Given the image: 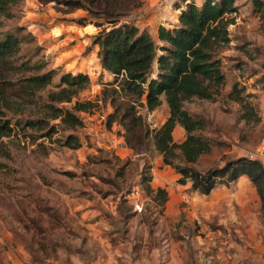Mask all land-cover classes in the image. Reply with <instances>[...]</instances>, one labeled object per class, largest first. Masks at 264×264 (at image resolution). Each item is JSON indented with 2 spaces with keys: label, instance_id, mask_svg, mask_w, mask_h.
Segmentation results:
<instances>
[{
  "label": "rangeland",
  "instance_id": "obj_1",
  "mask_svg": "<svg viewBox=\"0 0 264 264\" xmlns=\"http://www.w3.org/2000/svg\"><path fill=\"white\" fill-rule=\"evenodd\" d=\"M84 1L99 11L96 18L135 23L156 41L158 27L177 20L176 0H143L127 9V0ZM236 5L238 11L226 16L233 18L231 41L217 50L226 74L220 95L185 105L212 122L206 134L223 142L222 152L264 164V9L255 10L252 0ZM101 8L117 15L109 17ZM89 15L85 9L23 0L5 27L24 29L22 54L57 70L55 83L68 71L89 74L81 100L95 99L103 80L95 43L103 27L72 21ZM235 84L246 88L241 96L254 95L246 96L255 107L250 121L242 117L246 101L229 96ZM166 107L164 101L155 112L141 111L154 128L167 116ZM111 111L107 104L82 113L77 149L61 146L59 133L36 141L17 134L0 139V264H264V214L250 179L221 185L210 195L179 185L152 141L146 144L137 133L135 150L126 145L120 125L106 127ZM174 137L183 141L184 129H176ZM146 163L152 176L166 178L165 207L140 184Z\"/></svg>",
  "mask_w": 264,
  "mask_h": 264
},
{
  "label": "trees",
  "instance_id": "obj_2",
  "mask_svg": "<svg viewBox=\"0 0 264 264\" xmlns=\"http://www.w3.org/2000/svg\"><path fill=\"white\" fill-rule=\"evenodd\" d=\"M22 1L0 0V68L4 75L0 78V139L17 134L36 141L53 139L59 133L55 139L61 146L77 149L82 146L77 129L85 125L82 113H93L101 105L110 104L112 111L106 117V127L120 125L126 145L135 150H138L134 144L137 133L146 144L152 141L163 164L178 175L179 185L190 183L192 189L210 195L217 187L230 186L246 175L259 195L264 214V164L222 152L223 142L206 134L212 122L185 105L193 98L215 100L226 83L217 50L231 41L228 27L233 18L226 16L238 11L236 0L174 1L177 20L170 26L158 27V41L135 23L119 24L96 18L99 11L87 6L84 0H41L61 9L88 10L95 19L82 16L72 21L76 25L91 22L103 27L95 40L100 47L102 88L93 100L78 98L91 83L89 74L68 71L55 83L57 70L46 69L45 62L33 63L32 58L22 54L28 34L20 27L5 28ZM127 2L124 8H138L143 0ZM252 3L255 10L264 9V0ZM101 9L109 17L117 15L107 8ZM105 23L109 24L104 26ZM244 91L245 87L235 84L229 96L239 102L246 101V96H254H241ZM164 101L169 107L166 119L152 128L141 110L152 113ZM245 103L248 111L242 117L250 121L255 107L251 102ZM177 126L184 129L181 142L174 137ZM5 153L8 154L7 150ZM150 170L151 164L146 163L140 173V184L149 196L154 199L159 196L160 205L165 207L169 193L166 188H152ZM122 173L119 171L118 175Z\"/></svg>",
  "mask_w": 264,
  "mask_h": 264
},
{
  "label": "crops",
  "instance_id": "obj_3",
  "mask_svg": "<svg viewBox=\"0 0 264 264\" xmlns=\"http://www.w3.org/2000/svg\"><path fill=\"white\" fill-rule=\"evenodd\" d=\"M165 111H167V114H168V112H169V108L168 107H166L165 108ZM153 112H155V111H153ZM165 119H166V117H165ZM164 119V120H165ZM183 129L181 126H177V128L176 129ZM129 151H131V150H129ZM128 153V152H127ZM154 170V169H153ZM161 172V171H160ZM155 174H156V172H153V180H152V182H151V186H152V188H154L155 190H157L158 188H165L166 187V178L164 177H161V175L160 174H158V178H156L155 177ZM244 177H247L246 175H244V176H241L239 179H238V181H239V183H240V181L242 182L243 180H242V178H244ZM248 178V177H247ZM241 179V180H240ZM252 183V182H251ZM253 185V184H252ZM185 186H191V184L189 183V184H187V185H185ZM168 188V187H167ZM256 190V189H255ZM194 191H196V190H194ZM197 192V191H196ZM154 261H150V263H148V264H152ZM135 264H140V263H135Z\"/></svg>",
  "mask_w": 264,
  "mask_h": 264
},
{
  "label": "built area",
  "instance_id": "obj_4",
  "mask_svg": "<svg viewBox=\"0 0 264 264\" xmlns=\"http://www.w3.org/2000/svg\"><path fill=\"white\" fill-rule=\"evenodd\" d=\"M233 14H235V13H230V15H233ZM135 207H136L137 209H139V210L142 209L139 203H136V204H135ZM93 264H98V263L95 262V263H93Z\"/></svg>",
  "mask_w": 264,
  "mask_h": 264
}]
</instances>
